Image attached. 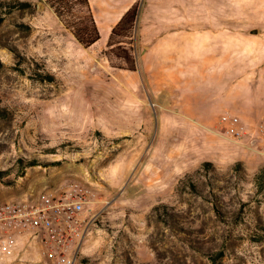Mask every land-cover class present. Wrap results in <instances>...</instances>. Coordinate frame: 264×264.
<instances>
[{"label": "rangeland", "instance_id": "374dc122", "mask_svg": "<svg viewBox=\"0 0 264 264\" xmlns=\"http://www.w3.org/2000/svg\"><path fill=\"white\" fill-rule=\"evenodd\" d=\"M21 1L0 7V204L81 188L95 220L75 264H264V156L219 124L264 115V0H138L132 47L136 31L151 50L135 71L109 66L103 37L81 46L45 0Z\"/></svg>", "mask_w": 264, "mask_h": 264}, {"label": "built area", "instance_id": "2783aa9c", "mask_svg": "<svg viewBox=\"0 0 264 264\" xmlns=\"http://www.w3.org/2000/svg\"><path fill=\"white\" fill-rule=\"evenodd\" d=\"M221 134L264 156V115L250 128L240 118L224 113L219 118ZM88 200L81 188L73 186L63 194L43 190L0 204V260L12 257L21 242L24 253H36L39 264H75L81 243L95 220L86 211ZM34 264L35 258L24 259Z\"/></svg>", "mask_w": 264, "mask_h": 264}, {"label": "trees", "instance_id": "16d2710c", "mask_svg": "<svg viewBox=\"0 0 264 264\" xmlns=\"http://www.w3.org/2000/svg\"><path fill=\"white\" fill-rule=\"evenodd\" d=\"M45 2L53 11L59 22L73 34L81 46L89 48L99 39L100 34L93 17L89 0H45ZM4 6V13H10L15 9L29 7L31 6V3L21 0H0V7L3 8ZM137 14L138 5L134 4L122 15L110 32L105 48L101 51V54L106 57L111 68L132 71L137 67L134 49L132 47V36ZM3 17L4 15L0 13V22L3 20ZM124 38H126V41ZM123 44H126L127 46H123ZM42 78L50 81L53 80L51 74H47ZM6 115H8V111L5 108L0 107V119L5 118ZM19 162L20 172L18 175H22L27 167L40 164L37 159ZM202 165L209 166L211 163L203 162ZM7 174L6 170H0V180L4 179ZM187 179L191 182L189 184L191 189L193 191L197 190L194 177L188 175ZM253 182L256 192L261 194L262 199L264 200V165L254 173ZM161 208H167V206L156 205L153 208L160 221L163 220ZM261 238L264 239V233L261 235ZM211 264H221V262H218L217 258L214 257L211 258Z\"/></svg>", "mask_w": 264, "mask_h": 264}, {"label": "crops", "instance_id": "0c3cea01", "mask_svg": "<svg viewBox=\"0 0 264 264\" xmlns=\"http://www.w3.org/2000/svg\"><path fill=\"white\" fill-rule=\"evenodd\" d=\"M89 2L91 5V9H92V13H93V17H94L97 29H98L99 34H100V37L98 40H100L102 37L104 39V46L100 50H98V51H101L107 43V40H108V37L110 35L112 28L116 25V23L120 20V18L128 10V8H130L132 5L138 3V0H89ZM159 12H161V11L159 10L158 3H156V5H154V7L151 9V13L152 14L155 13V14L159 15ZM142 15H143V19L146 20V15H144V12ZM154 26H156L157 31H158L157 32L158 39L164 38L165 35L162 33V26L159 28V25H155V23H154ZM146 41H147L146 38H144V37L142 38V36H140V38H138V35L135 31V38H134L135 58H136V50L138 51V50H141L142 48L151 50V47H149V46L148 47L146 46L147 48L146 47L144 48ZM170 42H171V47L173 49L175 47V50H176L178 45L179 44L181 45L182 38L179 35L174 34L172 36V38L170 39ZM158 43L160 44L161 42L158 41ZM163 44H162V46H160L161 48L163 47ZM92 46H90V47H92ZM142 54L144 57L145 53H142ZM136 63H137V58H136ZM136 69H137V67H136ZM135 70H132V71H135ZM127 71H130V70H127ZM26 240H27L26 236L19 238V241L21 242V244L18 247H16V249L14 250V252L12 254V257L15 258V257L23 256L24 259L33 257L36 260V262L34 264H39V262H38L39 257L36 255V253H24L23 242ZM22 264H32V263H28L24 260V262Z\"/></svg>", "mask_w": 264, "mask_h": 264}, {"label": "water", "instance_id": "95a60500", "mask_svg": "<svg viewBox=\"0 0 264 264\" xmlns=\"http://www.w3.org/2000/svg\"><path fill=\"white\" fill-rule=\"evenodd\" d=\"M254 32H256V30L254 29V30H251V33H254Z\"/></svg>", "mask_w": 264, "mask_h": 264}]
</instances>
